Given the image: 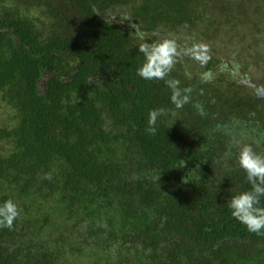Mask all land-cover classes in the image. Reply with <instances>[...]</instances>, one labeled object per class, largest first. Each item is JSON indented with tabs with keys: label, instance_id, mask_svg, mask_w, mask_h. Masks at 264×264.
<instances>
[{
	"label": "trees",
	"instance_id": "obj_1",
	"mask_svg": "<svg viewBox=\"0 0 264 264\" xmlns=\"http://www.w3.org/2000/svg\"><path fill=\"white\" fill-rule=\"evenodd\" d=\"M249 6L261 18L237 19ZM164 37L211 48L168 77L193 88L182 109L137 75L139 44ZM263 62L264 0H0V204L22 210L0 264H264V235L228 207L251 188L230 135L234 119L264 134L243 84L264 89Z\"/></svg>",
	"mask_w": 264,
	"mask_h": 264
},
{
	"label": "clouds",
	"instance_id": "obj_2",
	"mask_svg": "<svg viewBox=\"0 0 264 264\" xmlns=\"http://www.w3.org/2000/svg\"><path fill=\"white\" fill-rule=\"evenodd\" d=\"M144 33L140 38L144 40ZM139 52L144 56V63L137 69V75L145 80H163L171 90V103L175 109H182L191 101L192 87H180V81L168 78L178 62L184 58H190L201 65H206L211 59V48L208 44L197 42L191 46L181 45L176 38L164 37L152 43L141 42ZM191 79L190 73H185ZM204 83L211 82L214 74L205 71L200 74ZM202 94V91H201ZM200 116H205L204 108L200 104L194 105ZM166 115L163 108L150 110L148 115V127L146 131L150 135L156 134L158 120ZM231 144L238 149L237 164L246 173L247 182L251 185L250 190L233 195L228 201L231 215L243 224L248 232L264 235V150L258 151L264 142V134L252 136L245 130L242 121L234 119L230 135ZM182 168L186 161H181ZM45 179H51V174H45ZM186 179V178H185ZM183 179L182 181H184ZM232 191V188L229 189ZM19 205L11 199L0 204V228L11 230L14 222L20 217Z\"/></svg>",
	"mask_w": 264,
	"mask_h": 264
},
{
	"label": "rangeland",
	"instance_id": "obj_3",
	"mask_svg": "<svg viewBox=\"0 0 264 264\" xmlns=\"http://www.w3.org/2000/svg\"><path fill=\"white\" fill-rule=\"evenodd\" d=\"M249 8V11H248V13H245V14H243V15H241V16H237L236 18L238 19V18H242V17H248V14H252L254 17H258V18H261V16H262V14L259 12V10H255L254 8H252L251 6H249L248 7ZM258 18H254V21H258ZM222 27V29H227L226 28V26H221ZM177 40H178V42H180L181 43V45H189L184 39V41H182V38H180V37H178L177 38ZM224 40V39H223ZM221 42V40L219 39V40H215L214 42L215 43H217L219 46H222V45H224V44H222V43H220ZM227 55H228V53H227ZM189 61H186L185 59H183V60H181V63H183L184 65H190L191 67H193L195 64V62L196 61H194V60H192V59H188ZM187 62V64H185ZM264 63V62H263ZM262 63V64H263ZM264 65V64H263ZM194 68V67H193ZM261 68V67H260ZM262 70V69H261ZM189 71H191V70H189ZM192 72V71H191ZM4 105L2 104V103H0V126H4L5 124H7V122H8V118H9V115H10V113H9V111L6 109V108H4L3 107Z\"/></svg>",
	"mask_w": 264,
	"mask_h": 264
},
{
	"label": "water",
	"instance_id": "obj_4",
	"mask_svg": "<svg viewBox=\"0 0 264 264\" xmlns=\"http://www.w3.org/2000/svg\"><path fill=\"white\" fill-rule=\"evenodd\" d=\"M243 84L256 89L258 91L257 96L259 98H264V89H260L258 86L253 85V84L249 83L248 81H243Z\"/></svg>",
	"mask_w": 264,
	"mask_h": 264
}]
</instances>
